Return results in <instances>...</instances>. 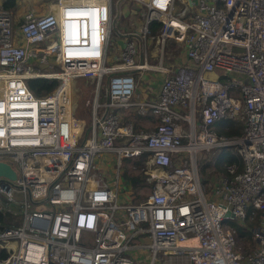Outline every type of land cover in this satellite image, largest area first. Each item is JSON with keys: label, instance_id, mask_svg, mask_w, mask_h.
<instances>
[{"label": "built area", "instance_id": "built-area-1", "mask_svg": "<svg viewBox=\"0 0 264 264\" xmlns=\"http://www.w3.org/2000/svg\"><path fill=\"white\" fill-rule=\"evenodd\" d=\"M117 1L21 15L0 1V161L15 171L0 175V264H264V0H133L140 28L110 46ZM166 39L183 47L173 70ZM140 69L160 76L149 96L135 93ZM36 78L57 84L38 95ZM75 78L94 83L88 128ZM131 111L154 126L137 128ZM223 119L242 132H219ZM227 147L240 162L206 186L197 153ZM138 170L152 184L132 202L124 173Z\"/></svg>", "mask_w": 264, "mask_h": 264}, {"label": "rangeland", "instance_id": "rangeland-1", "mask_svg": "<svg viewBox=\"0 0 264 264\" xmlns=\"http://www.w3.org/2000/svg\"><path fill=\"white\" fill-rule=\"evenodd\" d=\"M16 5L13 8L14 12L17 15H21L25 11H33V12H42L48 10L47 4L48 0H15ZM116 1L117 0H113ZM49 7V5H48ZM139 6L133 1V0H118L116 9L120 14H117V19L115 20V23L113 24V31L111 33V42L110 46L118 45V41L116 38L118 37H123L121 32L127 31V29L131 28H140L142 20L140 16L136 13L138 10ZM121 44V42H120ZM155 40L150 38V35H148V40H147V47L148 51L147 53V62L148 63H156V58L153 56L152 51L155 49ZM157 46V45H156ZM115 52L117 53L118 48H114ZM160 52L162 51L161 48H159ZM164 53V58L166 61L167 65H170L172 70L176 68L178 64L181 63V56L183 55V47L182 44L179 42L174 41L173 39H166L165 41V47L163 50ZM111 59V55L107 57V60ZM144 60V55L141 54L138 57V61L142 62ZM54 69L58 70L59 66L55 64ZM138 73V76L136 74L137 79V85L135 89V93L143 94L144 91H147L149 80L150 81H157V79L160 78L157 74L153 73L150 69H140ZM106 80V75H104L103 83H105ZM73 82V83H72ZM102 85V81L100 84V88ZM71 86V97H72V103L74 104L73 106L75 107V115L79 118H86V120L81 121V125L85 128H88L90 123H91V100L93 99L94 95V83L91 79L88 78H75L73 81L70 82ZM102 92H103V87H102ZM131 111L129 113V116L131 119L134 120L136 127L141 128L144 126L143 123H150L148 116H140L135 113H132ZM221 124V121L215 124V127L219 126ZM225 124H221L220 126H224ZM149 128V127H145ZM227 128V127H225ZM235 153L238 156V153L234 147H232ZM219 153V150L217 148H211V149H205L202 151H199L196 155L197 157V167L199 171V176L202 180V182L207 186L215 181V178L222 173L221 166L224 165L225 163L216 164V157ZM239 157V156H238ZM102 162V166L106 167L107 162H111L112 159H108L105 157H100ZM238 162V161H235ZM136 163L137 166H141V158L136 159V160H128V159H123L122 160V166L127 167L131 166V164ZM138 174L141 178V181L138 183L136 190L133 191V199L131 200L132 202H139L143 200L149 191V188L152 184L150 180H148L145 177V174H143L141 171H126L124 173L125 175L129 174ZM126 177V176H125ZM126 190V189H124ZM123 196L127 195V191L123 192ZM125 197V196H124ZM126 198V197H125ZM247 238H249V235H243L239 237V241L244 240L246 241ZM244 243H242L243 245ZM140 258H143V255L140 256Z\"/></svg>", "mask_w": 264, "mask_h": 264}, {"label": "trees", "instance_id": "trees-1", "mask_svg": "<svg viewBox=\"0 0 264 264\" xmlns=\"http://www.w3.org/2000/svg\"><path fill=\"white\" fill-rule=\"evenodd\" d=\"M3 5L9 8H14L16 5L15 0H3ZM159 23L157 21L152 22L151 30L154 32V29L157 28ZM57 84V80L55 79H47V78H36L29 80V86L33 89V91L38 95H43L54 88ZM227 125V128L224 126H220L221 124ZM221 124L217 126L219 132H224L228 135L240 134L242 132V124L239 122H235L230 119H223ZM239 156V155H238ZM232 147L222 148V150L218 153L215 161L216 164H222L225 162L238 161L240 162V157H238ZM222 171L224 170L223 165L221 166ZM129 181L130 187L133 191L136 190L138 183L141 181L140 176L137 174H129L125 175ZM238 234L239 236L250 235V231L245 227L238 226Z\"/></svg>", "mask_w": 264, "mask_h": 264}, {"label": "crops", "instance_id": "crops-1", "mask_svg": "<svg viewBox=\"0 0 264 264\" xmlns=\"http://www.w3.org/2000/svg\"><path fill=\"white\" fill-rule=\"evenodd\" d=\"M1 2L3 1V0H0ZM180 60H181V63H185V56L184 55H182L181 56V58H180ZM73 83V82H72ZM149 86L147 87L148 88V90L147 91H144L143 92V94H140L141 96L142 95H144V96H149V94H150V92H151V89L153 90V88H155L156 86H157V83H155L154 81L152 82V81H150L149 80ZM75 108V107H74ZM75 116V115H74ZM76 117V116H75ZM77 118V117H76ZM79 120H80V123H81V121H84V120H86V118H78ZM148 119L150 120L149 122L150 123H143L144 124V128L145 127H149V128H151V127H153L154 126V124H155V122H156V119H155V117L154 116H152V115H149L148 116Z\"/></svg>", "mask_w": 264, "mask_h": 264}, {"label": "water", "instance_id": "water-1", "mask_svg": "<svg viewBox=\"0 0 264 264\" xmlns=\"http://www.w3.org/2000/svg\"><path fill=\"white\" fill-rule=\"evenodd\" d=\"M0 175H7L11 178H14L15 171L11 168L9 163L0 161Z\"/></svg>", "mask_w": 264, "mask_h": 264}, {"label": "bare ground", "instance_id": "bare-ground-1", "mask_svg": "<svg viewBox=\"0 0 264 264\" xmlns=\"http://www.w3.org/2000/svg\"><path fill=\"white\" fill-rule=\"evenodd\" d=\"M140 68H149V65L144 63V64L140 65ZM78 126H80V123L78 124Z\"/></svg>", "mask_w": 264, "mask_h": 264}]
</instances>
